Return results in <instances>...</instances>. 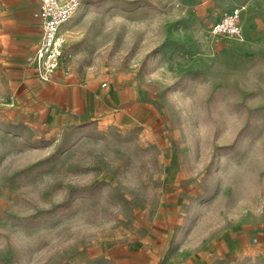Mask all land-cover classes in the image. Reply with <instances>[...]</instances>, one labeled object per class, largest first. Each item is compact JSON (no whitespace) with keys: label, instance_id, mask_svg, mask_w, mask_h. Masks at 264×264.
<instances>
[{"label":"rangeland","instance_id":"374dc122","mask_svg":"<svg viewBox=\"0 0 264 264\" xmlns=\"http://www.w3.org/2000/svg\"><path fill=\"white\" fill-rule=\"evenodd\" d=\"M209 13L81 0L63 57L137 96L129 116L61 126L13 104L0 30V264H117L108 248L168 191L178 220L155 264H264V54L214 34Z\"/></svg>","mask_w":264,"mask_h":264},{"label":"crops","instance_id":"0c3cea01","mask_svg":"<svg viewBox=\"0 0 264 264\" xmlns=\"http://www.w3.org/2000/svg\"><path fill=\"white\" fill-rule=\"evenodd\" d=\"M39 5V0H0L3 57L12 83L13 104L56 126L86 123L105 116H129L137 96L131 83L122 79L108 84L88 83L70 69L67 57H63L51 79L45 81L27 64L28 55L36 49L42 35ZM201 7L215 21L242 9L243 40L233 38L232 43L246 52L258 50L264 54V0H201ZM68 24H63L60 32L66 34ZM168 192L157 216L146 214L141 219L139 237L109 247L107 257L117 264H155L157 257L170 249L179 204L171 202L173 192Z\"/></svg>","mask_w":264,"mask_h":264},{"label":"built area","instance_id":"2783aa9c","mask_svg":"<svg viewBox=\"0 0 264 264\" xmlns=\"http://www.w3.org/2000/svg\"><path fill=\"white\" fill-rule=\"evenodd\" d=\"M42 18V35L36 49L27 57V64L34 67L42 80H49L59 69L66 45V35L60 27L68 22L81 0H39ZM242 9L223 15L213 26L216 35L241 37Z\"/></svg>","mask_w":264,"mask_h":264},{"label":"bare ground","instance_id":"6f19581e","mask_svg":"<svg viewBox=\"0 0 264 264\" xmlns=\"http://www.w3.org/2000/svg\"><path fill=\"white\" fill-rule=\"evenodd\" d=\"M242 37V36H241Z\"/></svg>","mask_w":264,"mask_h":264}]
</instances>
